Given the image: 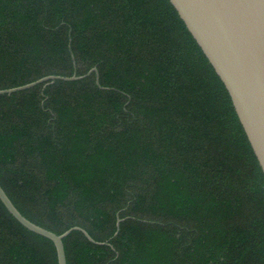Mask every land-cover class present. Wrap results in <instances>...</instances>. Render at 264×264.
I'll return each mask as SVG.
<instances>
[{
  "label": "trees",
  "instance_id": "16d2710c",
  "mask_svg": "<svg viewBox=\"0 0 264 264\" xmlns=\"http://www.w3.org/2000/svg\"><path fill=\"white\" fill-rule=\"evenodd\" d=\"M73 75L0 95L6 196L95 242L66 264H264V175L168 0H0V90ZM0 264H57L1 202Z\"/></svg>",
  "mask_w": 264,
  "mask_h": 264
},
{
  "label": "water",
  "instance_id": "95a60500",
  "mask_svg": "<svg viewBox=\"0 0 264 264\" xmlns=\"http://www.w3.org/2000/svg\"><path fill=\"white\" fill-rule=\"evenodd\" d=\"M168 1L227 90L264 175V0ZM91 72L96 69L87 75ZM84 77L47 76L24 86L0 90V95L25 91L38 84ZM0 202L23 228L52 242L57 264H66L62 240L72 231H81L94 242L78 227L56 235L33 224L19 213L1 186Z\"/></svg>",
  "mask_w": 264,
  "mask_h": 264
}]
</instances>
